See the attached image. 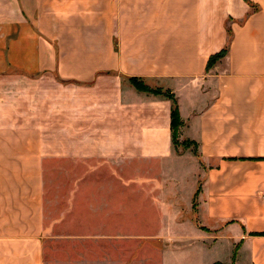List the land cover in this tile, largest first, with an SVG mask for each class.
Returning a JSON list of instances; mask_svg holds the SVG:
<instances>
[{"label":"crops","instance_id":"1","mask_svg":"<svg viewBox=\"0 0 264 264\" xmlns=\"http://www.w3.org/2000/svg\"><path fill=\"white\" fill-rule=\"evenodd\" d=\"M55 166L102 182L108 244L133 182L163 214L162 264H264V0H0V264H46Z\"/></svg>","mask_w":264,"mask_h":264},{"label":"rangeland","instance_id":"2","mask_svg":"<svg viewBox=\"0 0 264 264\" xmlns=\"http://www.w3.org/2000/svg\"><path fill=\"white\" fill-rule=\"evenodd\" d=\"M187 149L197 156L196 144L188 142L182 147H175L177 153L187 151ZM140 167L141 170L137 171L149 173L161 166L143 164ZM170 167L181 174L183 169L184 171L187 169L179 162L171 164ZM131 168L130 172H136L133 166ZM80 170V174L86 177V166H81ZM177 183L183 198L188 192L190 182L185 177V180H178ZM101 184L100 180L89 182L85 179L78 182L70 180L69 166H55L52 171L47 172L45 180V263L162 264V250L166 246L156 238L161 236L162 230L157 228L161 226L163 214H160L158 205L154 206L155 209L151 208L150 192L140 190L141 188L133 182H126V192L119 196L122 198L125 195L126 199V212H120L119 217V220L126 224L124 229L126 240L122 245L113 241L108 244L105 237L114 235V232L116 234L118 230H107L101 227L104 214L101 212V207L97 205L101 200L99 196ZM72 188L75 193L80 189L81 195L73 199ZM91 203H94L93 212ZM56 237H61L60 241L56 240ZM118 248L120 255L117 254ZM185 251H188L187 248L174 259L179 263L182 262L185 259L183 256ZM223 253L220 247L213 249L209 254L206 253V263L209 259L222 257Z\"/></svg>","mask_w":264,"mask_h":264},{"label":"trees","instance_id":"3","mask_svg":"<svg viewBox=\"0 0 264 264\" xmlns=\"http://www.w3.org/2000/svg\"><path fill=\"white\" fill-rule=\"evenodd\" d=\"M227 48H228V43L221 51H219L218 53L211 56L207 62V68L211 67L218 59L222 58L227 53ZM135 85L138 88H144L142 85H140L137 82L135 83ZM178 125H179V116L177 114L176 108H174L171 112V131H172L173 143H175V144L177 143ZM213 264H221V263L215 262Z\"/></svg>","mask_w":264,"mask_h":264},{"label":"built area","instance_id":"4","mask_svg":"<svg viewBox=\"0 0 264 264\" xmlns=\"http://www.w3.org/2000/svg\"><path fill=\"white\" fill-rule=\"evenodd\" d=\"M261 199H262V203L264 205V190L261 192Z\"/></svg>","mask_w":264,"mask_h":264}]
</instances>
